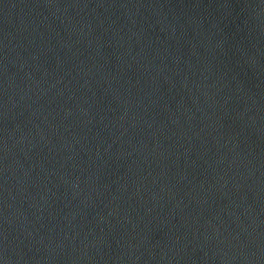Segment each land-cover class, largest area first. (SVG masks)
Masks as SVG:
<instances>
[{
	"label": "water",
	"instance_id": "water-1",
	"mask_svg": "<svg viewBox=\"0 0 264 264\" xmlns=\"http://www.w3.org/2000/svg\"><path fill=\"white\" fill-rule=\"evenodd\" d=\"M0 264H264V0H0Z\"/></svg>",
	"mask_w": 264,
	"mask_h": 264
}]
</instances>
